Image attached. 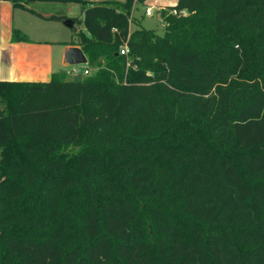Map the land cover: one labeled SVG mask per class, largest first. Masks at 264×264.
Listing matches in <instances>:
<instances>
[{
  "label": "trees",
  "instance_id": "16d2710c",
  "mask_svg": "<svg viewBox=\"0 0 264 264\" xmlns=\"http://www.w3.org/2000/svg\"><path fill=\"white\" fill-rule=\"evenodd\" d=\"M64 1L95 70L0 80V264H264V0H178L163 34Z\"/></svg>",
  "mask_w": 264,
  "mask_h": 264
},
{
  "label": "crops",
  "instance_id": "0c3cea01",
  "mask_svg": "<svg viewBox=\"0 0 264 264\" xmlns=\"http://www.w3.org/2000/svg\"><path fill=\"white\" fill-rule=\"evenodd\" d=\"M50 1L60 3L64 0H0V80H49L54 73H59L62 70L63 65L68 64L65 60L66 50L70 46L81 47L79 44L61 42V44L64 45L62 48L63 54H61L60 59H55L52 55L45 56L39 48L37 49L34 47V45L39 43L40 40L32 38L25 30L27 13L33 14L34 12L27 9L24 5L20 4V2H25L27 6L31 8V6H35L34 4H38L37 7H40L41 3ZM147 1L148 0H144L145 7H155L154 4H151ZM144 4H138L135 0L132 13H134L136 7L139 5L143 6ZM165 4V2L161 1L156 8L160 10L168 6H173ZM58 11L61 12L60 10H56L53 13ZM42 12L41 14L43 16L39 15V17H46L45 13H47V11ZM64 13L70 17L75 16L68 14L67 12Z\"/></svg>",
  "mask_w": 264,
  "mask_h": 264
},
{
  "label": "rangeland",
  "instance_id": "374dc122",
  "mask_svg": "<svg viewBox=\"0 0 264 264\" xmlns=\"http://www.w3.org/2000/svg\"><path fill=\"white\" fill-rule=\"evenodd\" d=\"M165 2V5H175L177 0H148L147 2L154 4L153 15H147L145 12V4L139 5L134 10L133 16L140 21L142 28L154 29L158 34L164 33V22L160 18L159 10L156 8L159 2ZM60 2V1H58ZM31 6L33 14L27 13L25 30L28 35L36 40H40L39 43L35 44L34 47L39 48L41 52L46 56H54V58L60 59L62 53V48L64 44L61 42H77L78 33L80 31H85V27L82 19V13L80 10V4L78 1H62L60 3H55L53 1L43 2L40 4V7H37L38 4ZM42 7V8H41ZM42 11H47L46 17L40 18L39 15ZM60 10L61 12H55ZM63 11V12H62ZM67 12L68 14L75 15L79 20H77L73 27H70L64 23V21L59 19L51 18L54 14H63ZM32 13V12H31ZM44 13V12H42ZM43 16V15H42ZM133 29L135 25H132ZM63 65V64H62ZM60 66V65H59ZM58 66V67H59ZM81 70L87 67V64L80 63L77 65ZM57 67V68H58ZM75 65L66 64L62 66V70L59 72L61 75H65L67 79H79L83 77V73L79 75H67V70L73 69ZM94 68L90 69V73L94 72Z\"/></svg>",
  "mask_w": 264,
  "mask_h": 264
},
{
  "label": "water",
  "instance_id": "95a60500",
  "mask_svg": "<svg viewBox=\"0 0 264 264\" xmlns=\"http://www.w3.org/2000/svg\"><path fill=\"white\" fill-rule=\"evenodd\" d=\"M65 60L68 64L88 63V59L83 49L79 46H70L65 53ZM1 114V106H0Z\"/></svg>",
  "mask_w": 264,
  "mask_h": 264
},
{
  "label": "built area",
  "instance_id": "2783aa9c",
  "mask_svg": "<svg viewBox=\"0 0 264 264\" xmlns=\"http://www.w3.org/2000/svg\"><path fill=\"white\" fill-rule=\"evenodd\" d=\"M145 12H146V14L147 15H153V6H146L145 7ZM175 13H177L178 11H174ZM181 14H184V15H186L187 14V12H186V10H181V11H179ZM120 52H121V54H128V52H129V48H128V44H127V42H124V44L121 46V48H120ZM73 65H75V67L73 68V69H70V70H68L66 73H67V75H79L80 73H83V75H88V74H90V69L88 68V67H86V68H84L83 70H81L77 65L78 64H73Z\"/></svg>",
  "mask_w": 264,
  "mask_h": 264
}]
</instances>
